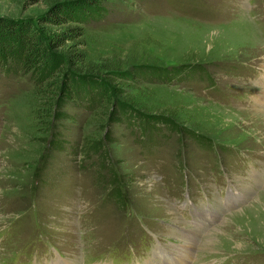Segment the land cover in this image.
I'll list each match as a JSON object with an SVG mask.
<instances>
[{"label":"rangeland","instance_id":"rangeland-1","mask_svg":"<svg viewBox=\"0 0 264 264\" xmlns=\"http://www.w3.org/2000/svg\"><path fill=\"white\" fill-rule=\"evenodd\" d=\"M85 2L0 0V22L48 39ZM99 6L55 88L0 67V264H264V0Z\"/></svg>","mask_w":264,"mask_h":264},{"label":"trees","instance_id":"trees-1","mask_svg":"<svg viewBox=\"0 0 264 264\" xmlns=\"http://www.w3.org/2000/svg\"><path fill=\"white\" fill-rule=\"evenodd\" d=\"M86 1L87 2L73 8L72 10H70V7L64 3L57 4L52 13H50L49 21L52 25L58 28H61L64 25L67 26L48 39H45L39 30L32 26L29 21L20 22V24L9 22H4L5 24H3L0 22V67L6 70V72H9V69L14 68L15 70L13 72L15 74L20 71H23V74L29 73L32 76L31 81L34 84L35 95H41L40 93H43L44 88H55L56 84H53L52 82L54 81L52 74H54V70L57 67L62 66V59L54 55L53 50L61 48L66 43H73L83 35L82 31L77 28L78 26L75 25L69 27L71 26L69 24L76 23L84 25L85 23L87 24V17H99L103 13L99 6L103 0ZM79 57L81 61H84L83 54H80ZM47 78L48 80H46ZM43 80H45V82H43ZM48 81H51L50 84ZM86 81V87L88 90H90L91 86L95 87V85H92V80L86 79ZM80 82L81 84H79ZM83 83V79H81V81L76 78L70 79V82H68L69 87H65L66 91L64 90V93L62 94L63 86H60L58 93H61V96L63 97H70L72 99L75 98V93H78L77 96L79 98L83 97L86 93ZM97 85L98 84H96V86ZM77 86L79 87V90L74 91L73 88H76ZM54 107L56 108L55 103ZM108 138V135H106L103 139L108 141ZM50 142L52 148L55 140L50 138L48 146ZM97 148L101 151V144H97ZM101 164L102 166L105 164L104 159H101ZM113 184L115 186L114 182ZM116 194L119 196L117 189Z\"/></svg>","mask_w":264,"mask_h":264},{"label":"bare ground","instance_id":"bare-ground-1","mask_svg":"<svg viewBox=\"0 0 264 264\" xmlns=\"http://www.w3.org/2000/svg\"><path fill=\"white\" fill-rule=\"evenodd\" d=\"M262 78V77H261ZM257 96V95H256ZM262 99L261 98H258V99H256L255 101L256 102H258V103H260L259 101H261ZM261 204V203H260ZM211 206V205H210ZM261 207H263V209H264V204H262V206ZM195 208V207H194ZM207 209V208H206ZM198 211V210H197ZM204 211V210H203ZM202 212V211H201ZM197 214H198V217H200L201 215H200V213H198L197 212ZM202 217H204L203 215H202ZM183 220V219H182ZM201 226V225H200ZM203 226V225H202ZM204 228V227H203ZM195 229V228H194ZM181 231H182V229H181ZM184 232V231H183ZM197 232V231H196ZM211 234V233H210ZM200 235H202V234H200ZM197 236H198V234H197ZM193 242V241H192ZM190 246V245H189ZM189 246H182V248L184 249V252H183V254L185 255H180V256H178L177 258H176V264L177 263H179V262H184V260L186 259V257L187 258H189V255H188V252L190 251V248L191 247H189ZM193 246V245H192ZM192 249V248H191ZM168 255V254H167ZM169 258V261H172L173 260V258H170V257H174V256H172V255H169L168 256ZM180 258H182V259H184V260H177V259H180ZM63 264H66L65 262L63 263Z\"/></svg>","mask_w":264,"mask_h":264}]
</instances>
